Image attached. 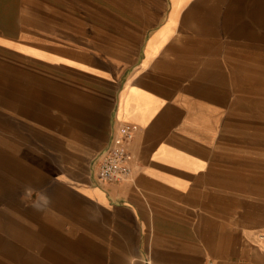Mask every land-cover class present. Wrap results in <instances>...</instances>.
<instances>
[{
	"label": "crops",
	"instance_id": "0c3cea01",
	"mask_svg": "<svg viewBox=\"0 0 264 264\" xmlns=\"http://www.w3.org/2000/svg\"><path fill=\"white\" fill-rule=\"evenodd\" d=\"M24 5L22 40L0 30L22 53L0 167L35 225L0 210V264H264V0ZM122 121L132 173L104 181Z\"/></svg>",
	"mask_w": 264,
	"mask_h": 264
},
{
	"label": "rangeland",
	"instance_id": "374dc122",
	"mask_svg": "<svg viewBox=\"0 0 264 264\" xmlns=\"http://www.w3.org/2000/svg\"><path fill=\"white\" fill-rule=\"evenodd\" d=\"M26 1L0 0V30L10 33L17 40H22V18H25ZM2 46L0 45V148L6 154L4 160L10 162L13 153L17 157L20 154L18 145H14L13 137L14 134H19V113H22V53L17 51L19 46H16L17 49L12 44L8 45L7 49ZM260 114L264 116V113H254L262 123L261 119H258ZM11 148H14V151ZM13 179L9 167H0V183L7 180L6 188H0V201L5 199L0 203V210L4 211L5 218L12 224L35 225L31 219L33 216L22 214V209L33 203L34 196L27 198L25 203V199L22 200V187ZM1 190H5V193Z\"/></svg>",
	"mask_w": 264,
	"mask_h": 264
},
{
	"label": "built area",
	"instance_id": "2783aa9c",
	"mask_svg": "<svg viewBox=\"0 0 264 264\" xmlns=\"http://www.w3.org/2000/svg\"><path fill=\"white\" fill-rule=\"evenodd\" d=\"M137 126L129 121H122L112 132L111 137L100 155L95 173L104 181H120L132 173L129 162V144Z\"/></svg>",
	"mask_w": 264,
	"mask_h": 264
}]
</instances>
